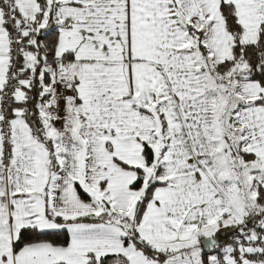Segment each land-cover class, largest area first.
Masks as SVG:
<instances>
[{
    "label": "snow or ice",
    "instance_id": "obj_1",
    "mask_svg": "<svg viewBox=\"0 0 264 264\" xmlns=\"http://www.w3.org/2000/svg\"><path fill=\"white\" fill-rule=\"evenodd\" d=\"M0 264H264V0H0Z\"/></svg>",
    "mask_w": 264,
    "mask_h": 264
}]
</instances>
